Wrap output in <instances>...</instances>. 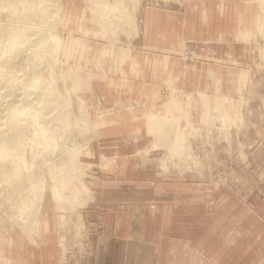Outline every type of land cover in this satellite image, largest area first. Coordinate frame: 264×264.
<instances>
[{"label":"rangeland","instance_id":"rangeland-1","mask_svg":"<svg viewBox=\"0 0 264 264\" xmlns=\"http://www.w3.org/2000/svg\"><path fill=\"white\" fill-rule=\"evenodd\" d=\"M11 1L0 67L22 76L0 90L35 75L17 31L40 25L52 57L26 105L41 118L0 148V264L40 247L67 264L137 212L141 237L168 238L164 264L264 261V0H225L207 24L204 0Z\"/></svg>","mask_w":264,"mask_h":264},{"label":"crops","instance_id":"crops-1","mask_svg":"<svg viewBox=\"0 0 264 264\" xmlns=\"http://www.w3.org/2000/svg\"><path fill=\"white\" fill-rule=\"evenodd\" d=\"M224 1L218 0L219 3L215 1L213 7L210 6L208 9L206 8L205 0L200 5L196 4L195 8L202 14L197 11V16L204 15L207 19L210 11H213L216 15L223 16L225 12L219 7H227L223 3ZM209 19L204 23H209ZM221 35H223V32H221ZM221 35L216 36V38L220 39ZM90 215L86 216L89 217ZM140 220L141 213L137 212V214L133 215L131 229L108 230L102 233L96 240H93L92 252L85 255H77L74 257L75 259L73 258V261H68L69 263L67 264H164L166 242H169L167 241L168 238L159 237L157 239L155 234H152L149 239H144L139 235ZM31 251L29 248L24 249L21 264H56L57 262L55 259L57 250L55 253L48 247H40L35 249V252ZM15 264L18 263L15 262ZM260 264H264V261H261Z\"/></svg>","mask_w":264,"mask_h":264},{"label":"bare ground","instance_id":"bare-ground-1","mask_svg":"<svg viewBox=\"0 0 264 264\" xmlns=\"http://www.w3.org/2000/svg\"><path fill=\"white\" fill-rule=\"evenodd\" d=\"M10 1V0H9ZM45 2L46 0H40V2ZM13 2V0L11 1ZM48 1H46L47 3ZM136 3V2H135ZM12 4V3H11ZM49 4V2H48ZM43 4L41 3L40 6H42ZM47 5V4H46ZM108 5V4H107ZM135 5V4H134ZM44 6L41 7V9H43ZM136 7V5H135ZM44 10V9H43ZM48 11V10H47ZM42 12V11H41ZM49 14H50V11H49ZM30 16V15H29ZM51 16V14H50ZM53 17V16H52ZM104 17V16H103ZM41 22V20H39ZM44 25V24H43ZM26 26V25H25ZM40 26V25H39ZM39 26L37 28H31V27H27L26 29H23V30H20V31H17L18 33L15 35L16 36V40L15 41V44L18 43V44H24V45H20L18 50L20 52H22V54L24 55V57H26V59H28V66H30V69L31 67H33V72H35V75L34 77L29 80L28 83H25V87L23 88L22 92L19 93L18 91H16L17 89L14 90V85H16L14 82L10 83L9 86V91H6L5 92H2L0 90V148L1 149H4V152L8 153V155H15L13 152H11L10 149H12V147H15L16 144L15 143V139H16V135L23 129V123H22V118H28V117H33V120H38L40 117L39 115V111H41L39 109L38 106H34L35 109H38L37 112L35 111H32L31 109H27L26 105L27 104H32L33 102L30 101V99L28 98L29 96V93L31 92V88L33 87H37L40 83V80H39V76H38V67L41 65L42 62L44 63H47L45 62V59L46 57H50V54L47 50H46V43H47V39H46V35L47 33H45L44 29L43 31L41 29H38ZM36 27V26H35ZM44 27V26H43ZM48 28H51V27H48ZM8 29V28H7ZM17 29V28H16ZM49 31V30H48ZM52 31V30H51ZM16 33V32H15ZM14 33V34H15ZM51 33V32H50ZM34 36V37H33ZM39 36V37H38ZM24 40L26 42H24ZM54 42V41H52ZM58 43V42H57ZM48 44V43H47ZM56 44V43H55ZM11 48V47H10ZM51 57H52V54H51ZM51 57L49 58L51 60ZM1 58V57H0ZM6 60H10L8 58H6ZM49 60V61H50ZM48 61V60H47ZM26 63V62H25ZM51 63V62H50ZM43 64V63H42ZM10 68H1L0 67V75H3L5 76V74H11L14 79H19V77L22 76V73L20 72H17L15 70H11V68L14 67V65L12 64L11 66H8ZM13 72V73H12ZM17 82V81H16ZM58 82V81H57ZM10 90L12 91V93L14 94L15 96V99L13 98H9L7 96H9L8 94H10ZM30 91V92H29ZM61 93V92H60ZM16 102V103H15ZM35 104V103H33ZM41 104V103H40ZM28 110V113L23 115L24 114V111H27ZM86 110V109H85ZM41 113V112H40ZM12 115V118L10 119V121H8L5 125H2V121H3V118H5L6 116L8 115ZM83 115V114H82ZM31 122V121H30ZM87 127V126H86ZM38 129V128H37ZM62 133V132H61ZM50 136H48L47 138V143H45V147L46 149L44 150V154H46L48 151H50L51 147L54 146V142H53V139L50 138ZM15 145V146H14ZM44 148V147H43ZM67 148V147H65ZM17 149V148H16ZM36 149V148H34ZM33 149V150H34ZM71 149V148H70ZM18 150V149H17ZM187 151V150H186ZM180 152V151H179ZM58 155V154H57ZM8 157V156H7ZM49 159H53L52 155H50ZM9 168V167H8ZM43 172V171H42ZM11 174V173H10ZM77 175V174H75ZM72 176V175H71ZM55 177V176H54ZM62 177V176H61ZM79 178V177H78ZM45 179V178H44ZM56 179V178H55ZM74 179V178H73ZM57 181L56 182H62V184L64 185V183L66 182V180H64V177L63 179H56ZM25 182V181H24ZM83 182V181H82ZM43 183V182H41ZM53 186V185H52ZM42 187L43 184L39 187H33V190H38L40 189V192L42 191ZM53 188V187H52ZM83 189L85 191H87V193L89 194V191L87 189V187H83ZM58 191V190H57ZM56 191V192H57ZM22 192V191H21ZM38 193V198L39 201L42 200L43 198V195L42 193ZM62 192V191H61ZM60 192V193H61ZM53 193H54V196H55V191L53 190ZM61 195V194H60ZM63 196V195H62ZM74 196V195H73ZM64 197V196H63ZM78 198V197H77ZM71 200V199H70ZM69 202H72L73 201H69ZM85 202V201H83ZM39 203V202H38ZM86 203V202H85ZM84 205V204H83ZM40 206V204H39ZM38 207V205H37ZM36 207V209H37ZM31 208V207H30ZM33 208V207H32ZM31 214V213H30ZM35 214V213H33ZM37 214V212H36ZM35 216V215H34ZM31 217V216H29ZM36 218V217H35ZM35 220V219H33ZM31 223V222H30ZM29 223V224H30ZM33 223V221H32ZM32 225V224H30Z\"/></svg>","mask_w":264,"mask_h":264},{"label":"built area","instance_id":"built-area-1","mask_svg":"<svg viewBox=\"0 0 264 264\" xmlns=\"http://www.w3.org/2000/svg\"><path fill=\"white\" fill-rule=\"evenodd\" d=\"M186 54V55H185ZM182 55L184 56H187V55H190V57L192 56V53L190 51H184V54L182 53Z\"/></svg>","mask_w":264,"mask_h":264}]
</instances>
